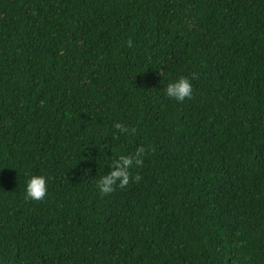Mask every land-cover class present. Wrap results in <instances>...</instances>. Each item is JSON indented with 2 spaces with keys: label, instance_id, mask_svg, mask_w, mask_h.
<instances>
[{
  "label": "trees",
  "instance_id": "obj_1",
  "mask_svg": "<svg viewBox=\"0 0 264 264\" xmlns=\"http://www.w3.org/2000/svg\"><path fill=\"white\" fill-rule=\"evenodd\" d=\"M0 264H264V0H0Z\"/></svg>",
  "mask_w": 264,
  "mask_h": 264
},
{
  "label": "clouds",
  "instance_id": "obj_2",
  "mask_svg": "<svg viewBox=\"0 0 264 264\" xmlns=\"http://www.w3.org/2000/svg\"><path fill=\"white\" fill-rule=\"evenodd\" d=\"M194 77L181 76L170 81L165 89V95L175 101L182 102L193 95ZM117 130L113 135L119 139L120 134L133 135L135 128L126 126L123 123L114 125ZM146 149L140 146L133 154L120 155L119 158L113 159L110 166L111 170L99 177L96 186L101 195L108 196L114 193L118 188L124 189L134 180L138 181V176H133L132 169L142 166ZM90 159V158H89ZM48 195V177L44 174L31 175L26 182V198L32 201L40 202L46 199Z\"/></svg>",
  "mask_w": 264,
  "mask_h": 264
}]
</instances>
